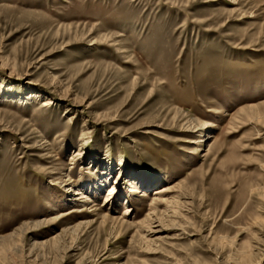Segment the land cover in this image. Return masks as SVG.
Returning a JSON list of instances; mask_svg holds the SVG:
<instances>
[{"label": "rangeland", "instance_id": "374dc122", "mask_svg": "<svg viewBox=\"0 0 264 264\" xmlns=\"http://www.w3.org/2000/svg\"><path fill=\"white\" fill-rule=\"evenodd\" d=\"M0 264H264V0H0Z\"/></svg>", "mask_w": 264, "mask_h": 264}, {"label": "bare ground", "instance_id": "6f19581e", "mask_svg": "<svg viewBox=\"0 0 264 264\" xmlns=\"http://www.w3.org/2000/svg\"><path fill=\"white\" fill-rule=\"evenodd\" d=\"M48 105H49V102H48V103L45 102V104H43V106H48ZM112 193H113V189L110 190V192H109L108 195H111ZM158 193H160V192H157V194H158ZM76 194H77V195H81V198H87L86 195H84V193H80L78 190L76 191ZM87 196H88V195H87ZM153 199L159 201L161 198L158 196V197H155V198H153ZM108 200H109V199H108ZM108 200H107V201H108ZM161 200H162V201H165L164 198H162ZM87 201H90V198H89V197L87 198ZM131 212H132V211L129 210V207H125L122 216L124 217L125 215H128V214H130ZM69 213H70V212H69Z\"/></svg>", "mask_w": 264, "mask_h": 264}]
</instances>
